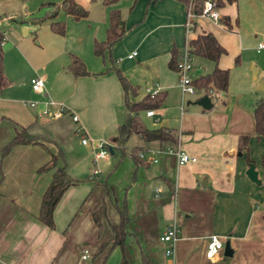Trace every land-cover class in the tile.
Here are the masks:
<instances>
[{
	"label": "crops",
	"instance_id": "0c3cea01",
	"mask_svg": "<svg viewBox=\"0 0 264 264\" xmlns=\"http://www.w3.org/2000/svg\"><path fill=\"white\" fill-rule=\"evenodd\" d=\"M27 2L0 0V32L4 34L0 67L7 81L0 87V147L11 138L14 125L23 126L44 147L17 144L0 157V264H119L121 255L125 264H264V138L254 136L251 113L253 101L264 95L256 93L249 81L236 93L227 91L226 85L223 97L216 101L206 95L209 106L205 108L196 103L205 95L203 91L180 94L176 72L167 66L171 50L177 53L184 41L209 31L225 50L216 60L217 67L233 69L237 57L231 63L225 55L230 51L225 37L235 31L224 4L234 1L218 7L219 16L227 17L229 27L195 15L187 35L183 27L185 5L178 0L101 3L98 18L86 13L72 19L66 14L62 34L52 32L45 20L18 22L19 16L34 14ZM112 8L118 10L125 32L96 56L92 42L104 40L107 12ZM131 51L134 54L127 57ZM236 52L239 50L230 54ZM71 56L82 62L87 74L73 76L64 70ZM198 59L202 72L191 79L212 68L211 61ZM114 67L135 88L132 94L127 93L130 101L147 93L162 94L161 104L151 109L152 115L142 111L139 119L143 116L152 121L151 128L176 132L178 149L194 160L177 164L174 154L163 150L165 144L143 142L133 134L135 138L127 142L128 136L123 146L127 152L131 148L140 152V162L134 165L128 155L119 156V165L110 172L109 187L103 179L104 196L97 161L96 177L89 172L94 141L106 140L113 145L116 126L126 114ZM194 70L192 65L190 74ZM35 75L43 82L39 91L30 89L29 78ZM185 94L190 99L184 98ZM45 99L62 105L65 112L54 118L39 115ZM27 101L35 105L30 107ZM49 108L53 110L54 105ZM72 114L76 121L71 120ZM75 129L87 138L86 143H80ZM243 134L247 135V151L236 149L237 137ZM56 148L63 153L66 173L78 181L60 194L49 228L36 215L50 171L35 169ZM248 163L253 164L256 182L244 174ZM111 189L123 196L116 201ZM102 197L104 216L97 227L91 211ZM122 204L128 216L126 229L135 239L130 234L121 249L109 248V224L117 222L116 207ZM170 222L178 231L172 255L165 257L167 244L159 235ZM209 234L216 235L222 245L227 240L230 255H221V248V253L205 257ZM114 249L118 255L109 259ZM82 250H86L85 258L80 257Z\"/></svg>",
	"mask_w": 264,
	"mask_h": 264
},
{
	"label": "trees",
	"instance_id": "16d2710c",
	"mask_svg": "<svg viewBox=\"0 0 264 264\" xmlns=\"http://www.w3.org/2000/svg\"><path fill=\"white\" fill-rule=\"evenodd\" d=\"M115 0H102V3H111ZM182 4H186L188 0H178ZM234 0H215V3L220 7L223 2H233ZM264 2V0H262ZM201 0L192 1V13L197 15L200 11ZM40 8H43L41 12H35L28 17L19 16L17 21L20 23L28 22L31 24L40 23L43 20H47L48 28L57 34H62L64 30V24L62 20L54 19L59 10L65 14L70 15L72 19H79L85 17L87 11L80 4L74 0H61L60 3L45 2L40 4ZM48 8V9H46ZM218 20L226 27H229L227 17H220ZM125 32L123 26V20L119 16V12L116 8H112L107 12V27L105 30V37L103 41L92 42V53L96 56H100L104 50H107L116 40H118ZM188 51L193 56H198L212 62V68L203 74H200L191 79V84L194 89H201L205 95H208L210 89H216L224 91L227 85V69L219 68L216 65V60L219 55L225 52L224 48L217 42L215 37L209 31H202L195 34L193 37L187 40ZM174 50L170 51V55L167 60V66L171 69L175 68V56ZM1 57V50H0ZM236 59L234 58V61ZM1 61V58H0ZM113 72L119 82V85L123 91V105L126 108V114L122 122L117 124L116 133L112 140L113 145L109 150L116 149L119 152V156L128 155L133 161L134 165L140 162V157L137 156L136 149L131 148L128 152L124 149L123 142L130 134L137 135L141 141L146 142L150 140H156L159 143H163L168 147H173L177 144V133L163 127L147 128L145 127L138 116L139 112L147 109L157 108L162 101V94L160 92H154L152 94H145L136 101H130L127 98V93L132 94L134 92V86L130 85L126 79L121 75L119 70L114 67ZM64 70L70 72L73 76L84 75L88 72L85 70L82 62L75 56L70 57V62L65 66ZM6 78L1 72L0 67V87L6 84ZM251 113L253 118V131L256 138H264V98H257L253 101L251 106ZM247 135H239L237 137L236 149L247 151ZM33 143L44 147L43 142L37 137L29 134L23 126L14 125L13 134L11 138L6 141L0 147V157L5 155L9 149L17 144ZM50 171V180L43 189L40 199L36 218L45 226L51 228L52 222V209L58 200L63 190L71 185L75 184L78 180L68 176L63 163V153L59 148L55 149L54 153H48V158L38 165L35 172ZM96 177V176H91ZM103 195H107V189L105 183L102 181ZM118 214V220L115 223L109 224L110 235L108 239L109 248L117 246L121 249L127 236H130V232L126 229V222L128 216L125 212L124 205L120 208L116 207ZM104 216V201L103 197L100 200L96 209L91 211V217L94 224L98 227L99 220ZM132 238L133 235L131 234ZM145 263L144 258H142ZM119 264H125V260L121 255Z\"/></svg>",
	"mask_w": 264,
	"mask_h": 264
},
{
	"label": "rangeland",
	"instance_id": "374dc122",
	"mask_svg": "<svg viewBox=\"0 0 264 264\" xmlns=\"http://www.w3.org/2000/svg\"><path fill=\"white\" fill-rule=\"evenodd\" d=\"M60 1L61 0H28L27 4L28 7L31 8L32 13H35L41 12L43 10V8H40L41 3L53 2L57 4L60 3ZM74 1L78 2V4L86 9L88 13L87 15L89 17L98 18L100 16L102 0ZM129 7L130 6L128 5L126 8L128 9ZM224 7L228 11V15L232 22V28H234L235 31L233 35L226 34V44L230 51L225 55H227L231 63L233 62V57H237V63L234 68L228 69L227 91L236 93L239 90H242L244 82L249 81L256 93H262L264 95V49H261L258 52H256L254 49L257 43L264 44V3L252 2L250 0H234V2L229 5L225 3ZM65 15L66 14L63 11L59 10L54 19L63 20ZM192 19H195V17H193ZM45 21L47 22V20ZM237 49L239 50V52H236L233 55L230 54L232 50ZM198 61H200L198 57L192 56V65L195 67V70L191 74L190 72L188 73L190 77L202 72V69L200 68L202 64H200ZM253 69L254 74L252 75ZM257 85L262 86L263 89H259ZM178 90L179 89H177V91ZM219 96H222V91L220 92ZM185 97L190 99L189 94H185L184 98ZM218 97H214L213 101H216V98ZM141 122L145 127L151 128L150 123L152 121L145 119V117L142 116ZM134 138L135 136L133 134H130L127 138V142H131ZM105 158L108 161L107 164L109 163L108 166L104 164V161L106 159H99L96 163L100 170V173L98 174L100 177L98 183L101 184L104 179L107 187H109L107 182L113 175V173L110 172L113 168H116L119 165L120 161L117 150L113 149L111 154L109 153V151H107ZM111 192L112 195L115 196L116 201H118L121 196H123V193H120L115 189H111ZM219 253H221L220 250ZM117 255L118 252L116 249H114L108 258L110 259V257L113 256V258L111 259H114V257H117Z\"/></svg>",
	"mask_w": 264,
	"mask_h": 264
},
{
	"label": "built area",
	"instance_id": "2783aa9c",
	"mask_svg": "<svg viewBox=\"0 0 264 264\" xmlns=\"http://www.w3.org/2000/svg\"><path fill=\"white\" fill-rule=\"evenodd\" d=\"M192 1L188 0L185 4V15H184V21H183V27H184V34L187 35V33L191 30L192 27V18L195 16L192 13ZM197 15H202L207 17L210 20L217 21L219 18L218 14V6L215 3V0H201L200 5V11ZM4 40V34L3 32H0V44ZM264 48V44L257 43L255 46L256 51ZM134 54V51H131L126 56L131 57ZM175 72L177 74V87L179 89L180 94L183 93H193L194 87L191 84V77L189 76V71L192 67V54L188 51V44L187 41H184V44L182 48L177 52L175 56ZM29 85L30 89L33 91H39L42 86L43 82L41 77L39 76H32L29 78ZM220 90L216 89H210L208 91V96L211 97H218L220 94ZM154 93V92H152ZM149 93V94H152ZM28 106L32 107L35 105L34 101H27L26 102ZM54 105V109L51 110L49 107ZM65 112V108L62 105L55 104L49 99H45L42 101V106L39 111V115L43 117H50L54 118L62 113ZM144 114L146 116H151L152 111L151 109L144 110ZM70 118L72 121H76L75 115H70ZM74 133L79 136L80 143L84 144L87 142V138L82 135L79 131V129H75ZM111 143H109L106 140H95L94 141V151L92 153L91 161L92 166L90 168L89 175L94 176L97 174L98 170L94 166V163L104 157L107 154V151H109V148L111 147ZM166 152L173 153L176 158V163L181 164L187 161H193L194 157L188 156L186 153L180 151L177 147V145L173 147H164ZM138 157H141V153L139 152L137 154ZM264 209V206H263ZM177 231L178 227L174 222L168 223L164 229L162 230L161 234L159 235V240L162 242H165L167 246L163 250V255L165 257H171L172 255V244L174 240L177 237ZM222 248V242L221 240L214 234H209L205 241V248H204V256L207 258H211ZM87 256L86 250H82V253L80 255L81 258H85Z\"/></svg>",
	"mask_w": 264,
	"mask_h": 264
},
{
	"label": "water",
	"instance_id": "95a60500",
	"mask_svg": "<svg viewBox=\"0 0 264 264\" xmlns=\"http://www.w3.org/2000/svg\"><path fill=\"white\" fill-rule=\"evenodd\" d=\"M196 103L202 107H208L209 106V102H208V97L206 95H202L200 96L197 100ZM244 174L246 175V177L251 180V181H255L256 182V172L253 168V164L252 163H248L247 167L244 171ZM230 248L228 245V241L224 240L223 241V245H222V254L223 255H230Z\"/></svg>",
	"mask_w": 264,
	"mask_h": 264
}]
</instances>
